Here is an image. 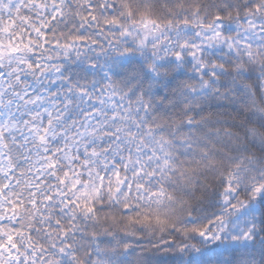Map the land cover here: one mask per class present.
Masks as SVG:
<instances>
[{
  "label": "snow or ice",
  "instance_id": "6c2138e0",
  "mask_svg": "<svg viewBox=\"0 0 264 264\" xmlns=\"http://www.w3.org/2000/svg\"><path fill=\"white\" fill-rule=\"evenodd\" d=\"M0 264H264V0H0Z\"/></svg>",
  "mask_w": 264,
  "mask_h": 264
}]
</instances>
